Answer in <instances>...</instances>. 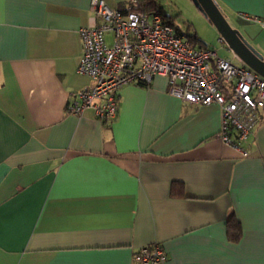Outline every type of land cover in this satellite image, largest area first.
Listing matches in <instances>:
<instances>
[{
  "label": "crops",
  "instance_id": "obj_1",
  "mask_svg": "<svg viewBox=\"0 0 264 264\" xmlns=\"http://www.w3.org/2000/svg\"><path fill=\"white\" fill-rule=\"evenodd\" d=\"M214 1L264 57V0ZM91 2L0 0V264H140L154 242L165 264H264V120L245 156L219 105L162 74L124 85L112 120L67 112L94 82L78 71Z\"/></svg>",
  "mask_w": 264,
  "mask_h": 264
},
{
  "label": "built area",
  "instance_id": "obj_2",
  "mask_svg": "<svg viewBox=\"0 0 264 264\" xmlns=\"http://www.w3.org/2000/svg\"><path fill=\"white\" fill-rule=\"evenodd\" d=\"M125 1L117 8L106 0H92L93 23L80 29L83 54L78 71L94 82L74 94L67 112L80 115L93 108L100 119L112 120L124 85L150 84L162 74L169 78L170 93L182 100L219 105L222 140L249 155L242 144L264 120V77L236 53L241 63L210 46L192 45L143 0ZM220 41L233 51L223 36ZM166 259L158 242L142 246L134 255L140 264H165Z\"/></svg>",
  "mask_w": 264,
  "mask_h": 264
},
{
  "label": "rangeland",
  "instance_id": "obj_3",
  "mask_svg": "<svg viewBox=\"0 0 264 264\" xmlns=\"http://www.w3.org/2000/svg\"><path fill=\"white\" fill-rule=\"evenodd\" d=\"M158 1L164 10L173 16L176 25L181 28V31L186 34L187 38H189V35L191 34L197 35L199 38V45L206 44L214 49H218L221 56L233 59L235 63H239V60L234 56L233 52L220 41L221 33L219 32L218 28L214 25L210 18L195 5L193 0ZM227 20L242 34L241 26H239L240 28L236 27L235 21L229 16H227Z\"/></svg>",
  "mask_w": 264,
  "mask_h": 264
},
{
  "label": "water",
  "instance_id": "obj_4",
  "mask_svg": "<svg viewBox=\"0 0 264 264\" xmlns=\"http://www.w3.org/2000/svg\"><path fill=\"white\" fill-rule=\"evenodd\" d=\"M195 5L210 18L218 28L221 36L225 38L231 49L250 68L264 77V57L250 43H248L241 32L234 28L227 20L225 14L214 0H193Z\"/></svg>",
  "mask_w": 264,
  "mask_h": 264
},
{
  "label": "trees",
  "instance_id": "obj_5",
  "mask_svg": "<svg viewBox=\"0 0 264 264\" xmlns=\"http://www.w3.org/2000/svg\"><path fill=\"white\" fill-rule=\"evenodd\" d=\"M145 2V7L148 9H156L159 13H161V15L163 16V19L176 27V29L178 31H181V28L176 25L175 19L173 18V16L168 15L166 13V11L164 10V8L161 6L160 2L158 0H143ZM190 41L192 43V45H195L198 43V36L197 35H189ZM228 223V235L229 237L234 240L237 241L238 239H240L241 235H242V228H241V224L239 222V220L236 218L234 213H231V215L228 217L227 220Z\"/></svg>",
  "mask_w": 264,
  "mask_h": 264
}]
</instances>
